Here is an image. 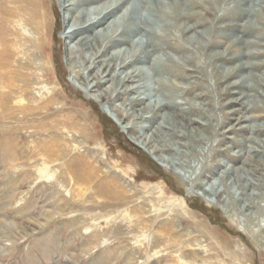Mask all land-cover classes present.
Returning <instances> with one entry per match:
<instances>
[{
    "label": "rangeland",
    "instance_id": "374dc122",
    "mask_svg": "<svg viewBox=\"0 0 264 264\" xmlns=\"http://www.w3.org/2000/svg\"><path fill=\"white\" fill-rule=\"evenodd\" d=\"M63 1L0 0V26L8 20L0 53L15 50V65L29 67L20 66L29 93L13 99L19 109L0 106V264H264V8L247 17L230 4L229 15L196 6L185 23L197 27L148 48L138 66L153 86L156 59L190 62L163 75L177 108L144 120L127 104L139 95L125 94L126 86L95 87L104 64L67 38ZM71 1L95 8L115 0ZM33 3L49 12L48 68L44 52L25 39L36 36L34 24L8 15ZM209 29L225 32L221 46L185 43ZM233 40L242 58H212ZM249 62L231 78L221 75ZM247 76L255 85H241ZM33 97L52 102L25 108Z\"/></svg>",
    "mask_w": 264,
    "mask_h": 264
},
{
    "label": "bare ground",
    "instance_id": "6f19581e",
    "mask_svg": "<svg viewBox=\"0 0 264 264\" xmlns=\"http://www.w3.org/2000/svg\"><path fill=\"white\" fill-rule=\"evenodd\" d=\"M64 1L66 3L63 7V10L67 16H71L69 19L70 29L67 38L77 40V45H79L81 48H84L85 50H92V54L95 57L97 64H104L102 68V70H104L102 72L100 71V77L97 78V84L95 87H100V85L103 83L104 85L106 83H111V88L116 87L118 83L126 86L124 91L125 94L139 95L138 97L127 99V104L132 109H137L140 107L141 112L139 111L140 114L138 115L140 116V119L144 120L145 117L158 119L162 116L161 114L165 109L176 107L171 100L169 95V87L163 75L168 72L169 67L172 65L182 67L185 65V63L187 64V62H190V60H186L185 58H182V61H174L171 58L156 59L154 63L151 64L150 68L157 77L155 86H153V84L149 81L146 69L138 66L139 64L146 62V59L149 58L150 54L147 51L148 48H153L154 50L161 49L164 46V40L170 39L172 37H177L182 40L186 34L197 27L196 25L189 27L185 23L186 19L194 14L193 9L196 6L203 5L204 7H210L211 5H214L218 9H221L223 13L229 15L231 10H229L228 4H230L235 14L239 13L242 14V16L247 17L250 15H256L258 11H261L262 8H264V0H132L131 2H128V0H115L109 4L97 6L95 8H90V4L85 2L71 0ZM36 5L37 4L34 5L33 3V9L29 8L26 11H10L8 15L9 17L12 15L14 18H17L18 21L16 22L17 24H20V26L24 27L25 24H30L31 22L34 24L36 36L34 38L26 37L25 39H27L29 43H33L37 50L41 51L42 53L44 52V68H48V56L46 55L47 47L43 41L48 33L50 17L49 12L36 7ZM7 21L1 18L0 27L2 28V26L5 24L8 25ZM144 28L146 30L142 33ZM15 33L18 32L15 30ZM142 34H145L149 37L150 41L148 43L145 44L141 41H131L133 37ZM3 36L5 35H3L0 29V41L4 40ZM225 36V32H218L216 36H212L211 29H209L206 31H201L199 35L194 37L195 39L192 37L186 38L185 43H187L189 46L206 49L209 46H221L224 43L226 38ZM232 42L233 43L231 45L227 46L225 51L218 53L217 55H213L212 58L220 61H224V59H229L231 61L233 59L238 60L239 58H242L240 55L241 53H238L234 50V52L232 51L233 47H237V45H240L241 43L239 40H233ZM126 46L128 48L125 49ZM20 47L17 48L19 49ZM178 49L183 50L184 45L179 44ZM25 50L27 51V49ZM249 54L247 53V55ZM16 55V51L11 49L0 53V69L7 70L9 68V71H13L11 74L6 73V76L0 73V106L5 107L10 103H13V106L16 109H19V107L14 105L15 103L13 99L16 98L17 95L19 96V94L21 96V94L29 92H27L28 76L26 73L20 70L21 67H24L25 70L27 64L26 62H23V60H20L22 63H20V65L18 63L19 66H16L14 62L16 60ZM251 66V63L249 62L235 68H226L222 70L221 75L223 77L231 78L239 71L245 70ZM28 68L29 67H27V69ZM219 71L221 70L219 69ZM77 77H80V75L78 74ZM253 78L251 76L242 77L241 85H255V81H253L255 79ZM80 79H83V77H80ZM83 81H85V85L88 83L85 78ZM258 82H256V84H258ZM237 85L238 82L233 83L232 87ZM154 87L155 89L153 90ZM156 90L161 92L160 98L157 99L153 97V92ZM32 100L33 101L29 102L28 106L25 104V108L42 111L46 109L52 102L50 99H48V101H44L43 98L37 100V98L34 97ZM122 116H124V114H122ZM167 121L168 120L165 118L164 122L166 125ZM162 128V126L160 128L158 127V130H156L157 132L155 134L159 135L162 133ZM143 145L148 147L151 145V141L146 140ZM153 153L158 154V151L153 149ZM162 161L167 162L164 159ZM44 173L46 172L44 171ZM78 178L79 181L86 180L82 177V174ZM113 190L115 191V189ZM121 193L118 196L122 197L123 193Z\"/></svg>",
    "mask_w": 264,
    "mask_h": 264
}]
</instances>
